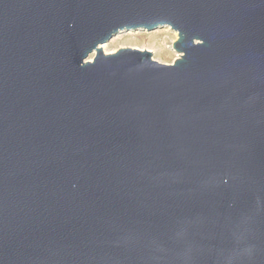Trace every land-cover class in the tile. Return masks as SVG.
<instances>
[{
    "label": "water",
    "instance_id": "obj_1",
    "mask_svg": "<svg viewBox=\"0 0 264 264\" xmlns=\"http://www.w3.org/2000/svg\"><path fill=\"white\" fill-rule=\"evenodd\" d=\"M0 264H264V0H0Z\"/></svg>",
    "mask_w": 264,
    "mask_h": 264
},
{
    "label": "rangeland",
    "instance_id": "obj_2",
    "mask_svg": "<svg viewBox=\"0 0 264 264\" xmlns=\"http://www.w3.org/2000/svg\"><path fill=\"white\" fill-rule=\"evenodd\" d=\"M177 33L167 26L153 30L134 29L117 33L107 42L100 44L104 54L113 53L119 48H136L151 52V58L157 62L171 64L179 54L172 49ZM94 52L88 55L90 60Z\"/></svg>",
    "mask_w": 264,
    "mask_h": 264
}]
</instances>
